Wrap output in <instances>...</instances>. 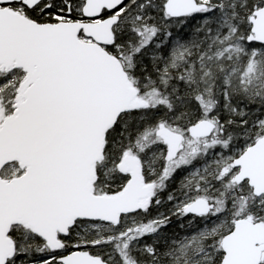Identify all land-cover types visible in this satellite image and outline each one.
<instances>
[{
    "label": "snow or ice",
    "instance_id": "6c2138e0",
    "mask_svg": "<svg viewBox=\"0 0 264 264\" xmlns=\"http://www.w3.org/2000/svg\"><path fill=\"white\" fill-rule=\"evenodd\" d=\"M0 264H264V0H0Z\"/></svg>",
    "mask_w": 264,
    "mask_h": 264
}]
</instances>
